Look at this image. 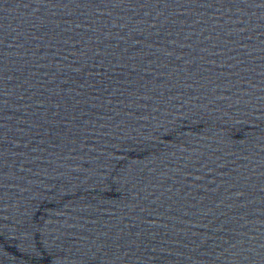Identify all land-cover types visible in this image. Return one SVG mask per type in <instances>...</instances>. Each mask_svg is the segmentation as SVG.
I'll return each instance as SVG.
<instances>
[{
    "label": "water",
    "instance_id": "water-1",
    "mask_svg": "<svg viewBox=\"0 0 264 264\" xmlns=\"http://www.w3.org/2000/svg\"><path fill=\"white\" fill-rule=\"evenodd\" d=\"M0 264H264V0H0Z\"/></svg>",
    "mask_w": 264,
    "mask_h": 264
}]
</instances>
